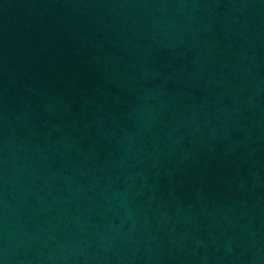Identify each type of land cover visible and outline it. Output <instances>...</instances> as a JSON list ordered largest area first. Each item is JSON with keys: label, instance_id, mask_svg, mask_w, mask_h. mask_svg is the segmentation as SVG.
<instances>
[{"label": "water", "instance_id": "water-1", "mask_svg": "<svg viewBox=\"0 0 264 264\" xmlns=\"http://www.w3.org/2000/svg\"><path fill=\"white\" fill-rule=\"evenodd\" d=\"M0 264H264V0H0Z\"/></svg>", "mask_w": 264, "mask_h": 264}]
</instances>
